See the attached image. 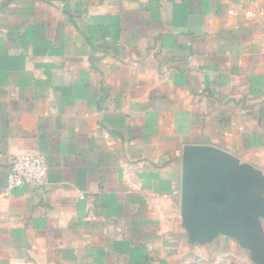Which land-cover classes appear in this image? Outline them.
Here are the masks:
<instances>
[{
	"label": "crops",
	"instance_id": "crops-1",
	"mask_svg": "<svg viewBox=\"0 0 264 264\" xmlns=\"http://www.w3.org/2000/svg\"><path fill=\"white\" fill-rule=\"evenodd\" d=\"M263 44L264 0H0V264H256L190 238L181 156L264 181ZM17 155L44 185L5 192Z\"/></svg>",
	"mask_w": 264,
	"mask_h": 264
},
{
	"label": "water",
	"instance_id": "water-1",
	"mask_svg": "<svg viewBox=\"0 0 264 264\" xmlns=\"http://www.w3.org/2000/svg\"><path fill=\"white\" fill-rule=\"evenodd\" d=\"M182 225L191 239L206 243L218 234L252 241L261 249L256 264H264V234L258 218L264 203L256 194L262 178L215 147L187 145L181 156Z\"/></svg>",
	"mask_w": 264,
	"mask_h": 264
},
{
	"label": "built area",
	"instance_id": "built-area-1",
	"mask_svg": "<svg viewBox=\"0 0 264 264\" xmlns=\"http://www.w3.org/2000/svg\"><path fill=\"white\" fill-rule=\"evenodd\" d=\"M250 17L251 13H247ZM264 47V44H263ZM47 175L45 158L41 155H17L8 165L5 192L14 189H35L44 185Z\"/></svg>",
	"mask_w": 264,
	"mask_h": 264
}]
</instances>
